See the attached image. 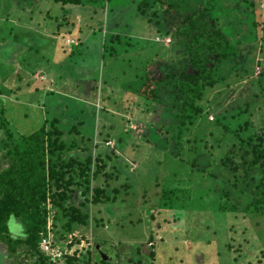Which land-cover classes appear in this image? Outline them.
<instances>
[{
    "label": "rangeland",
    "instance_id": "1",
    "mask_svg": "<svg viewBox=\"0 0 264 264\" xmlns=\"http://www.w3.org/2000/svg\"><path fill=\"white\" fill-rule=\"evenodd\" d=\"M139 1L89 0L85 6L61 10L46 1L22 8L17 1L0 0V102L11 131L28 135L45 120L55 118L64 131L83 123L78 129L94 140L86 143L91 151L73 153L82 158L99 155L105 168L92 185L104 188L111 197L116 190L114 201L118 198L111 204L90 206L89 224L78 228L71 238L97 241L101 249L105 240L108 260L138 264L141 259L140 264H150L153 240L155 264H264V241L257 236L264 238V221L256 223L242 213L211 208L220 200L222 182H233V164L239 174L235 181L245 182L242 187L261 174L260 162L252 167L251 154L244 161L235 159L242 150L236 153L235 148L236 154H229L237 140L213 121L224 117V124L235 131L248 120L264 141V40L261 49L244 45L234 62L221 65L222 84L208 89L199 102L204 115L191 127L193 134L186 133L184 139L199 140L201 152L194 155L182 142L181 155H166L164 150H152L154 142L169 139L178 120L167 117L164 106L148 105L138 96L136 76H144L150 61L152 74L160 72L162 63L182 68L179 49L163 32H173L174 22L169 24L173 14L186 13L199 1L165 0L177 11L168 10L166 15L159 8L155 18L140 14ZM260 7L264 10L262 4ZM260 33L264 39V31ZM16 35L25 38L15 41ZM82 79L89 80L90 90H83L80 96L73 90ZM240 133L245 139L250 132ZM3 138L0 129V140ZM218 140L222 141L219 146ZM172 145L166 151H173ZM227 157L233 159L232 165L224 162ZM1 160L0 168L7 164ZM210 173L217 179L210 178ZM208 186L211 192L204 195ZM164 188L189 191L192 197L184 211L159 212L155 206ZM97 210L96 217L104 225L99 239L93 235L95 223L91 220ZM8 232L18 235L19 224L10 222ZM71 238L68 235L64 240ZM0 255V264H13L3 247Z\"/></svg>",
    "mask_w": 264,
    "mask_h": 264
},
{
    "label": "trees",
    "instance_id": "2",
    "mask_svg": "<svg viewBox=\"0 0 264 264\" xmlns=\"http://www.w3.org/2000/svg\"><path fill=\"white\" fill-rule=\"evenodd\" d=\"M12 1H17L22 8L46 1L59 5L63 10L66 6H85L89 0ZM197 1L199 3L188 12L179 13L177 16L173 14L174 18L169 22L170 25L174 22L172 33L163 32L164 36L170 37L172 42L170 44L179 49L183 57L182 68L175 69L168 63H162L158 65L161 74L160 72L152 74L149 72L152 64L150 61L145 66L144 76L140 74L136 76L138 86L134 89L148 105L158 103L164 106V114H168L167 117L178 120V125L175 131L170 133V138L154 142L155 147L152 148L164 150L166 155L175 157L183 152L179 151L182 142L189 146L188 149L194 155L201 152L197 145L199 140L195 138L189 140L188 137L191 136L184 139V136L191 133V127L204 115L199 102L205 98L206 91L222 84L223 76L218 75L221 65L234 62L244 45H249L254 50L256 46L261 49L264 40L260 33L264 31V10L260 7L264 0ZM157 3L159 7L156 10ZM136 8L141 15L147 14L154 18L161 8L166 15L168 10L175 12L178 9L165 0H140ZM152 8L156 11L149 14V9ZM166 15L164 18L167 21L169 18ZM18 35L14 36L15 41L24 40L25 36ZM27 49L30 51L31 47ZM156 73L159 75L156 76ZM17 78L20 79L18 76ZM88 85L89 80H80L76 83L73 93L81 96L83 90H90ZM5 114L6 108L3 102H0V129L4 131V138L0 140L2 153L0 159L7 163L0 168V247H3L6 258L11 259L13 264H51L50 258L40 249L41 238L46 234L49 214L52 218L55 240L63 241L58 244L62 246L68 235H74L78 228L89 224L90 206L116 202L118 197L115 201L114 199L117 191L114 190L115 194L111 197V193L104 188L93 187L92 182L104 170L105 163L101 161L99 155L93 158L90 155L80 157L82 152L91 151L86 143L94 141L79 131L78 127L83 124L82 122L65 127L68 129L64 131L58 119L50 122L45 120L39 129L23 135L11 131V124ZM223 120L224 117H216L213 123L220 126L226 134L231 133L237 140L236 144L235 142L232 144L233 149L229 154L235 155L242 150V155H235V159L239 161H244L251 154L252 167L260 162L258 166L261 168V174L259 177L252 176L254 178L252 184L242 187L245 182L235 181L239 177L238 169L236 164L232 163L233 159L227 157L224 162L233 164L231 166L233 182H222L225 187L222 186L219 192L220 200L216 205L212 203L211 208L224 213L239 212L252 221L256 219L255 222L259 223L264 221V141L262 136H257V131L248 120L246 121L249 125L245 121L242 127L238 124L239 128L235 131L224 124ZM246 129H249L250 133L244 139L240 131ZM77 137L80 138L79 141ZM254 140H258L259 143H255ZM221 142L218 140L217 146ZM172 143L175 152L166 151ZM205 146L206 144L204 148ZM77 150L80 154L73 153ZM222 152L224 153L225 149H222ZM193 164L192 162V166ZM119 173L120 171H117V174ZM211 174H208L210 178L217 179ZM205 189L204 195H208L211 192L209 186ZM191 197L185 188H164L155 207L159 212L184 211ZM48 200L51 203L50 211L47 208ZM97 213L98 210L91 220L95 223L93 235L99 239L98 234H101L99 230L103 229L104 225L103 221L97 219ZM151 218L155 216L152 215ZM13 221H16L21 229L16 236L8 232V224ZM257 236L264 241L261 234ZM71 240L67 247L72 252L65 253L63 260L65 264H116L117 261L108 260L105 240L101 242L104 243L102 245L104 249H101V244L98 245L97 241L92 243L90 239L86 242H91V245L80 248L76 246L80 239ZM152 241H150L152 248L149 247L152 250L148 256L151 259L150 264H155L156 244ZM136 252L139 256V248ZM141 262L142 260L138 259V264Z\"/></svg>",
    "mask_w": 264,
    "mask_h": 264
},
{
    "label": "built area",
    "instance_id": "3",
    "mask_svg": "<svg viewBox=\"0 0 264 264\" xmlns=\"http://www.w3.org/2000/svg\"><path fill=\"white\" fill-rule=\"evenodd\" d=\"M262 5L264 6V3ZM47 208L50 211L51 203L49 202V200L47 201ZM71 236L72 235H70L69 238H71ZM82 241H84L85 243H81ZM70 242L71 240L64 242L62 246H58V243L55 240V235L53 233L52 218L49 214V217H47L46 234L41 238L40 249L46 256L50 258L51 264L63 260L65 258V253L72 252V250L67 247V244ZM59 243L61 244L62 242ZM79 244H81V247H84L91 245V242L81 240Z\"/></svg>",
    "mask_w": 264,
    "mask_h": 264
},
{
    "label": "clouds",
    "instance_id": "4",
    "mask_svg": "<svg viewBox=\"0 0 264 264\" xmlns=\"http://www.w3.org/2000/svg\"><path fill=\"white\" fill-rule=\"evenodd\" d=\"M64 260V259H63ZM63 260H61V261H63ZM58 263V262H57Z\"/></svg>",
    "mask_w": 264,
    "mask_h": 264
}]
</instances>
